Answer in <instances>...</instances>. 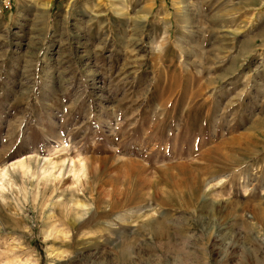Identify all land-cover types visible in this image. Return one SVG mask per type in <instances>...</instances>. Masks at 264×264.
Instances as JSON below:
<instances>
[{
  "label": "rangeland",
  "instance_id": "obj_1",
  "mask_svg": "<svg viewBox=\"0 0 264 264\" xmlns=\"http://www.w3.org/2000/svg\"><path fill=\"white\" fill-rule=\"evenodd\" d=\"M3 168L0 264H264V0H0Z\"/></svg>",
  "mask_w": 264,
  "mask_h": 264
},
{
  "label": "bare ground",
  "instance_id": "obj_2",
  "mask_svg": "<svg viewBox=\"0 0 264 264\" xmlns=\"http://www.w3.org/2000/svg\"><path fill=\"white\" fill-rule=\"evenodd\" d=\"M79 165L81 164H83L82 163V161L81 160H78V162H77ZM10 165V164H9ZM71 165H72V167H73V169L75 168L74 167V161H71ZM80 165V166H81ZM8 168H9V166H8ZM10 168L11 169H16V170H18L22 175H25V174H27L28 173V171H29V164H28V162L26 161V159H22V160H19V161H17V162H15V163H13V164H11L10 165ZM84 168V167H83ZM82 167L80 168V169H83ZM79 169V170H80ZM8 171V169H6V168H3V169H1L0 170V181L2 180L3 181V178L4 177H7V172ZM81 171V170H80ZM80 171H79V173H80ZM71 172H72V174H75V170H71ZM82 172V171H81ZM77 175H78V173H76V177H77ZM74 177V176H73ZM76 180V179H75ZM222 182V181H221ZM8 264V263H7Z\"/></svg>",
  "mask_w": 264,
  "mask_h": 264
}]
</instances>
